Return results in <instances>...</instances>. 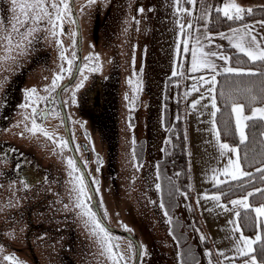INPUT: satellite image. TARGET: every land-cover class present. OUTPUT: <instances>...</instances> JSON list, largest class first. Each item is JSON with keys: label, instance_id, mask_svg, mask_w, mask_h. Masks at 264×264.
<instances>
[{"label": "rangeland", "instance_id": "obj_1", "mask_svg": "<svg viewBox=\"0 0 264 264\" xmlns=\"http://www.w3.org/2000/svg\"><path fill=\"white\" fill-rule=\"evenodd\" d=\"M86 1L87 4L83 5V0H76L83 29V50L85 54L99 57L98 75L103 81L112 83L115 92V153L108 156L105 151L107 149L109 154L112 146L102 140L94 141L98 153L102 155L96 174L100 182L97 193L106 217L112 224L126 228L138 239L142 251L141 264H243L244 258L239 257L236 252L240 232H234L235 225L228 223L234 218V213L223 211L216 201L202 198L205 194H218L207 190L215 183L212 180V169L223 168L222 163L218 165L214 158L213 135L209 131L211 125L208 122L211 119V108L202 107L208 100H202L196 110L189 107L202 94L207 95L209 85L201 86L198 80L201 75L207 78L210 74H192L188 71L190 56L178 53V45L182 48L178 22L184 25L191 22L195 29L205 32L206 21L201 20L200 16L205 8L210 9L217 0H202L199 9L198 0L194 6L185 0H180L179 4L176 0ZM228 2L229 0H223L221 3L224 6ZM235 2L245 9H253L252 5L264 3V0ZM4 3L6 12L3 10ZM46 3L59 4L60 0H46ZM181 8L190 9L192 14L180 11ZM9 9L11 14L8 16L6 13ZM12 9V0H0V141L15 142L20 146H27L26 148L36 149L41 154L39 159L45 162L52 174L48 183L37 188L36 194L31 196L58 194L60 191L57 186L62 184L64 189L61 192L73 197V208L78 219L77 229L80 231L78 236L84 234L80 237L82 242L90 237L96 246L98 257L96 261L85 259L84 255L82 258V254L76 251L80 250L79 239L74 240V235L65 228L60 235L43 234L36 230L31 235L29 246V224L13 211L21 201L19 192L22 193L23 200H27V196L23 195L17 183L4 189L0 176V236L3 241L15 247L9 248L10 250L0 247V264H10L3 260L5 255L14 256L20 264H35L31 249L40 264H113L110 257L116 256L118 259L120 255L124 257L125 252L122 248L111 253L105 252L97 236L93 235V222L81 215L80 208L75 207L77 194L72 190L73 180L79 177L76 171L69 175V158L60 145L59 137L49 134L52 137L49 139L40 128H36L35 134L29 131L33 129L32 109L30 105L25 107V99L7 126L3 127L1 117L4 88L28 63L24 57H18L19 50L21 56L23 49H27L25 53H29L34 46L36 52L42 48V51L50 55L29 74V85L36 90V96L40 97L44 88H51L52 80L60 72L61 65L68 67L67 62L59 57L62 50L67 57L74 51L73 22L69 23L72 37L65 30V34L53 37L51 25L45 21L29 37L33 42L28 44L18 33L12 31V25L16 23L14 16L24 19L19 8L15 13ZM140 9L142 11H138ZM49 11L54 18L55 10L49 8ZM25 27H20V31L24 32ZM57 31L59 32V28ZM8 34L13 42L11 51H8L7 40L4 39ZM196 34L199 33L194 32ZM57 40L62 42L61 46L57 45ZM192 43L194 41H190V47ZM181 63L183 76H173L174 71H179ZM85 76L87 77L85 72L81 73L71 87V93L75 92L76 99L82 90L81 87L77 89L76 85L81 81L84 83ZM177 76L180 77L181 85L175 79ZM129 79L132 80L131 85ZM193 84L197 85L199 91L192 90ZM134 88L138 90L134 91ZM186 92L191 94L186 96ZM179 118L182 120L181 131L187 145L191 169V199L188 196L185 199L174 165V137L179 135ZM199 138H204L207 144L201 146ZM201 147H205L203 152ZM8 164V160L1 163L0 170H4ZM216 175L219 179H224L219 176V172ZM170 180L172 183L176 182L179 192L172 201H167V192L169 188L173 189L168 183ZM157 183L160 184L159 190L156 188ZM160 203L165 205L171 223L167 222L168 217L164 215L165 209L159 207ZM220 203H224L222 199ZM86 204L90 208L87 201ZM228 206L232 207L230 204ZM51 230L57 228L52 227ZM243 235L254 238L257 234ZM116 244L119 242L116 241ZM220 252L224 256L219 255Z\"/></svg>", "mask_w": 264, "mask_h": 264}, {"label": "snow or ice", "instance_id": "obj_2", "mask_svg": "<svg viewBox=\"0 0 264 264\" xmlns=\"http://www.w3.org/2000/svg\"><path fill=\"white\" fill-rule=\"evenodd\" d=\"M74 0H60L59 4L53 3L48 5L46 0H12L13 12H16V9L19 8L21 15L24 19H20L19 17L14 16L16 23L12 25V31L18 33L22 40L31 44L33 41L29 39L33 35V33L39 30V26L45 21L51 25V35L53 37H57L64 33L63 28V20L65 16L74 15L72 13L71 3ZM95 0H89V3H94ZM186 3L190 5H195L197 0H185ZM176 3L179 4L180 0H176ZM49 8L55 10V17L53 18L52 12L49 11ZM83 10V9H82ZM142 11V9L138 10ZM180 11L191 15L192 12L190 9L181 8ZM212 11H215L217 14L223 15V17L228 21L233 20H243L245 14L251 15L253 12L252 8H243L239 4L235 2V0H229L228 3H225L223 7L216 8L212 7ZM201 20H205L206 23L210 22V12L208 8H205L202 15L200 16ZM73 23L76 21L73 20ZM138 23V21H137ZM259 27L264 30V19L256 22ZM35 26H32V25ZM25 27V31L21 32L20 27ZM179 31L182 37L181 45H178V53L183 56L184 54H188L190 56V68L188 69L191 73H196L198 71H207L210 75L205 78L203 75L199 77L198 83L203 85H209L206 89L207 95H201L199 99L193 101L189 107L192 110L197 109V105L201 103L202 100L207 99L208 103L203 104L202 107L207 109L211 108L210 117L211 119L208 121L211 125L209 131L213 135V139L216 142L218 147V151L220 156H224L225 153H232L234 158L230 157L226 166L222 169H212L214 175L212 176V180L215 182L214 187L219 188L221 185L230 183V182H241V187H243V181L245 178H250L252 176V172L244 170L242 167V160L240 154L239 145H245L249 139L246 129L249 127L250 121L260 120L264 121V107H253L251 108V114L246 115L245 109L246 105L244 103L236 102L235 99L229 97L230 100V114L234 116L235 121V132L239 137V144L237 146H230L228 143H222L220 140L221 131L217 128V113L221 112V108L217 105V75L220 74H228L232 76L239 77H260L264 78V35L255 34V26H249L247 24L243 25V28H229V32H219L216 33L215 36H218L221 40H227L229 45L234 48L238 53L242 54L244 57H247V62L251 64L253 67L251 68H243L233 66L232 60L233 57L225 54L223 51L222 45H214V36L208 32L200 31L194 28V25L189 22L187 25L179 24ZM59 28V32L57 29ZM194 32H198L199 34L194 35ZM78 35V30L76 33H73V36ZM4 39L7 40L8 51H11L13 42L10 34L6 35ZM190 41H194L191 47L189 46ZM57 45L61 46L62 42L57 40ZM76 45V40H73V47ZM17 47L19 45H16ZM205 46L208 47V50H205ZM216 49V50H214ZM76 52L72 53L73 58L76 57ZM62 61H66L68 64L67 71L71 73L73 60L68 59V57L64 54L62 50L59 57ZM86 60H99L98 56L85 57ZM217 60L222 61V65L217 64ZM260 66L259 69L256 66ZM85 67H88L85 65ZM99 66L90 69L92 71H97ZM66 71L63 65H61L60 72L54 77L52 80L51 88L45 89V91H56L57 88H60L59 81L63 79V73ZM177 74L183 76V63L179 66V71H174L172 73L173 76ZM71 78V77H70ZM84 79H87L85 77ZM129 84H132V80L129 79ZM83 86V81L76 85V88L79 89ZM66 90V88H61V91ZM138 90V88H134V91ZM193 91H199L196 84L192 85ZM251 93V89L247 90ZM28 96L32 97L36 94L35 89L28 90ZM190 92H186L185 95H190ZM220 96L225 95L223 92L219 93ZM37 100H43L44 97H36ZM128 99V97H125ZM252 100H255L256 97L252 96ZM72 102L75 103V92L72 93ZM28 107V105H25ZM33 114V129H29V131H33L35 134V130L37 128L36 125V117L39 116L41 119L46 118L44 113H39L36 107L32 108ZM203 115V113H201ZM28 119V117H26ZM47 138L52 139L49 134L44 131L43 133ZM264 135V133H261ZM70 142L61 141V146H64ZM133 143H135L133 141ZM133 155L135 158V153L133 149ZM99 162V161H97ZM69 168L71 171L69 175L71 176L74 171H76V165L73 160L67 161ZM264 163V162H262ZM139 169V166L137 165ZM219 172L220 175L227 179H219L216 173ZM256 172L260 174L261 181H264V167H257ZM178 176L179 173H176ZM159 178V177H157ZM157 190L160 189V184H156ZM77 194L75 207L80 208L81 215L88 217L90 221L93 222V235L97 236L101 247L105 250V252L111 253L112 249L118 247V245H111V237L106 228H104L101 223L96 220L95 213L91 211L86 204L87 200H90L91 197L87 196L85 193V188L83 185V180L79 178H74L73 180V189ZM257 193L264 195V189L255 188L254 191H247L241 198L232 199L229 201V204L232 206L229 208L228 204L220 203L221 196H227V192H221L220 194L208 196L205 194L203 199H211L217 202V206L221 208L225 212H233L234 218L229 220V224L235 225L233 228L234 232H240V236L236 241V252L239 257H243V264H264V236L261 234H257L254 238L246 237L241 232L239 227V219L241 218V211L239 209H243L246 212L251 211L255 213V217L257 222L264 227V204H261L258 207H252L249 203V198L253 197ZM185 199H187V193H183ZM83 198V199H82ZM199 204V201H197ZM67 207V206H66ZM159 207L161 209H165V205L160 203ZM164 215L168 217V223H171V218L169 217L168 211L165 209ZM203 239V237H201ZM255 245H259V250ZM131 247V245H130ZM259 251L260 259L258 260L257 253ZM210 254V253H209ZM219 255L224 256L223 252H220ZM113 260V264H119V261H122L124 257L120 255L117 259L116 256L110 257ZM227 258V257H226ZM4 261L10 262V264H20L18 260L12 255L3 256Z\"/></svg>", "mask_w": 264, "mask_h": 264}, {"label": "flooded vegetation", "instance_id": "obj_3", "mask_svg": "<svg viewBox=\"0 0 264 264\" xmlns=\"http://www.w3.org/2000/svg\"><path fill=\"white\" fill-rule=\"evenodd\" d=\"M87 2L88 1L83 0V5H86ZM74 5L76 8V15L80 30L76 22L73 23L75 33L78 30V35L75 36L76 45L73 51L76 52L77 55L75 58H73L72 55L68 57V59L73 60L71 73L67 71L68 67H64L66 71L63 73V79L59 81L60 88H57L56 91H45V89H50V87L44 88L42 95H40V97L45 98L43 100H37L36 94L32 97H29L27 93L31 88L26 89L25 91L22 90L21 93L20 85L22 83V79L20 76L17 77L16 82H14V86H11V88H9L5 94V98H2L1 117L3 120V125H8L10 115L17 113L18 109H20V103L24 102V99L25 103L30 105L29 107L31 109L36 107L39 113H44L46 118L41 119L39 116L36 117L37 128L42 129V131H46L48 134H56L59 137L60 143L61 141L70 142L61 147L69 160H73L76 165V172L79 179L83 180L86 195L91 197V199L87 200V202L92 212L95 213L93 210L91 187L96 193L97 205L104 218V221L108 224V226L123 233H131L126 228L116 226L108 220L101 207L98 197L97 191L98 187H100V182H98L96 174L97 171H99L102 155L101 153H98V150L94 145V141L102 140L105 141L107 145L112 146V148L109 149V154L107 149L105 151V154L108 156H111L115 153L114 148L116 146L117 140V136L115 134V92H113L112 83L110 84L108 81H103V79H101L98 75L97 71L90 70L96 67L99 62L94 59H84L85 57H89L90 54L86 53L88 54L86 55L85 50H83V29L78 16L76 0H74ZM4 7H6L5 3L3 4V10L6 12V8ZM6 14L9 15V10ZM73 20H75L73 15L65 16V19L63 20V28L65 32H67V34H69L71 37L72 31L69 28V23ZM80 39L82 42L81 49L79 48ZM34 48V46L31 48L32 52L34 53L33 56L30 54L29 58L27 59H42V56H40L42 53H35L36 50ZM79 54H81L80 63L78 62ZM25 55L28 57L29 54L27 53ZM92 56L95 55L92 54ZM85 65L88 67H85ZM84 72L86 73L88 79H85L83 86L80 88V90H82L79 91V96H77V99L75 98V103H73L71 87L77 82L81 73ZM97 79L102 81L103 90L101 99L102 106L100 110H96L95 107H93V102L90 100V95L92 94V89L96 84ZM23 87L24 86H22V88ZM61 88H66V90L61 91ZM0 156H2V158H0L1 160H5V158L13 159V164L9 165V168L6 167L4 170H0L1 184L4 186V189L9 188L8 177H5V174L9 176L11 173L10 175H12L14 179L25 177L24 179H27V183L29 185H32L33 182H38L42 179H45L47 176L46 174H48L46 171L40 170V167L36 161L35 150L24 151L22 148L19 150L16 146H13L12 144L10 145L8 142H0ZM85 173L91 183V187L87 182ZM95 218L96 220H99L96 213ZM103 227L106 228L105 226ZM106 230L110 234L113 245H117L116 241L119 242L118 247H115V249L113 248L112 251H117L122 248L125 252L124 258L126 263L122 260V264H135L137 258L136 242L131 237L124 235L123 233L120 234L112 232L107 228ZM0 247L10 250L13 249V244L3 241L0 236ZM35 257L38 263H40L36 254ZM139 264H141V258Z\"/></svg>", "mask_w": 264, "mask_h": 264}, {"label": "trees", "instance_id": "obj_4", "mask_svg": "<svg viewBox=\"0 0 264 264\" xmlns=\"http://www.w3.org/2000/svg\"><path fill=\"white\" fill-rule=\"evenodd\" d=\"M264 19V7L253 8L251 15L245 14L244 19L241 20H226L222 13L217 14L215 11L211 13L210 22L207 26V31L210 33H218L228 30L230 27H236L246 23L258 21ZM232 64L236 67L251 68V64L247 62V57H244L240 53H232ZM259 65L256 66L259 69ZM178 81L180 77H175ZM217 105L221 108V112L217 113V128L221 131L220 140L223 143H228L234 147L239 144L238 134L235 132L234 116L230 114V100L229 97L236 100V102L244 103L246 105L245 112H251V108L264 105V78L260 77H239L228 74L217 75ZM180 84V83H179ZM181 85V84H180ZM251 89V93L247 90ZM223 92L225 95L220 96L219 93ZM255 96L256 99L252 100L251 97ZM249 127L246 129L248 134V141L245 145H239L240 154L242 160V167L246 171L252 172L250 178H245L243 181V187L241 182H230L221 185L219 188L211 187L207 192L218 193L227 192L228 195L221 196L224 203L229 204L232 199L241 198L247 191H254L255 188L264 189V181H261L260 174L256 172L257 167H264V121L255 120L250 121ZM178 124V136L174 137V165L176 173H179L177 180L183 193H187L188 198L191 199V192L189 190L191 169L189 167V158L187 153V145L184 137L182 136V120H177ZM177 130V129H176ZM178 139V140H177ZM224 179H227L223 177ZM167 182V181H166ZM166 182L164 183L165 189H167ZM169 184L173 189L169 188L166 195L167 201H172L173 198L179 192V187L176 182L170 180ZM166 193V192H165ZM249 203L252 207H258L264 204V195L257 193L253 197L249 198ZM241 211V218L239 219V227L243 234L248 236H254L261 234L264 236V227L257 222L255 213L251 211ZM259 250V245H255ZM258 260L260 259L259 251L257 253Z\"/></svg>", "mask_w": 264, "mask_h": 264}, {"label": "water", "instance_id": "obj_5", "mask_svg": "<svg viewBox=\"0 0 264 264\" xmlns=\"http://www.w3.org/2000/svg\"><path fill=\"white\" fill-rule=\"evenodd\" d=\"M71 4H72L71 5L72 12L74 13L73 16H74V18L76 20V24L80 30V26L78 23V18L76 15V8L74 5V2ZM10 11L11 10L9 9V15L11 14ZM37 36L38 35H36V37ZM81 43L82 42L80 39V42H79V45H80L79 48L80 49H81ZM39 49H38V52H35V53H39V52L42 53V54H40V56H42V59H35V60L27 59V58H29L30 54H31V56H33L34 53L32 52V49H30V51L28 53L29 54L28 57H26L27 55H25V54H27V53H25V52H27L26 51L27 49H23L24 53H22L21 56L23 55L22 56V57H24L23 59H25L28 63L27 64L25 63L24 68L22 65L21 67L23 69L21 70V72L16 73L15 77H13L14 79L13 80L11 79L10 83L5 86V88H4L5 91L3 92L2 98H5V94H6L7 90L9 88H11V86H14V82H16V78L19 76L22 79V83L20 85L21 93H22V90L25 91L26 89L31 88L29 85V74L33 73L32 71H34L38 65L45 62L47 57L50 56L49 53H47L46 51H42V48H39ZM43 54H45V55H43ZM21 56H20V50H19L18 57L21 58ZM78 57H79L78 62L80 63L81 54H79ZM22 86H24V87L22 88ZM102 92H103L102 81L97 79L96 84L94 85V87L92 89V94L90 95V97H91L90 100L93 102V107H95L96 110L101 109ZM1 105H2V100H1ZM1 111H2V106H1ZM13 116H14L13 114L10 115V119H9L8 124L10 123V121H12ZM5 126H7V125H3V127H5ZM0 142H6V141H0ZM8 143L10 145L12 144L13 146H16L19 150H21V148L24 151L35 150V157H36L37 164L40 167V170L46 171L48 173V174H46L47 176L45 177V179H42L38 182H33L32 185L30 184L31 186L27 183V179H24L25 177H21V178L15 177L16 179H14L13 176L10 175L11 173L9 174V176L7 174L4 175L5 177H8L9 188L12 187V183H17L19 185L18 187H21L23 195L27 196V200H23L22 193L18 191L20 196H21V201L13 209V211L18 213V215L20 217H23V219H25L29 224L30 232L28 233V236H27L28 245L31 246L30 245L31 235L36 230L42 231L43 234L52 233V234L60 235L64 231V228H65L66 230H68V233H70L71 235H74V240H76V238L79 239L80 250L75 249L76 251H79L78 254L81 253L82 258L84 255L85 259L88 258L91 261H96L98 256L96 254L97 250H96V246L94 245V242L90 239V237L89 238L87 237V239L85 238L84 242H82L80 237H82L84 234H80L78 236V233H80V231L77 229V227H78L77 220L78 219H77V213H76V211H74V208H73V197L66 195L64 192H61V190L64 189L63 185L60 184L57 186V190L60 191L58 194L54 195L53 193H43L41 195L31 196V194H36L35 190L37 188L48 183V181L51 177V174H52L50 168H48L46 166L45 162L41 161L39 159V158H41V154H38L39 152H37L36 149L26 148L27 146L26 147L20 146L15 142L9 141ZM0 158H2V156H0ZM7 160L9 163L7 167L9 168V165L13 164V159H6V158H5V160L0 159V164L7 161ZM85 176H86V179H87L89 186L91 187V183L88 180L86 173H85ZM1 186H2V184H1ZM5 189H8V188H5ZM91 192H92L93 210L99 219L98 221H100L103 226H105L107 229L111 230L112 232L122 234L123 232H120L118 230H115V229L109 227L108 224L104 221V218H103V216L99 210V207L97 205L96 193L92 187H91ZM28 196H30L32 199H29ZM25 225H27V224H25ZM52 227H56L57 230H51ZM123 234L131 237L136 242V244H137V258H136L135 264H139L140 258H141L140 242L131 233H123ZM13 249H15L14 245H13ZM16 251H18V250L16 249ZM31 253L34 257L35 264H40L36 260L33 249H31ZM92 264H95V263H92Z\"/></svg>", "mask_w": 264, "mask_h": 264}, {"label": "crops", "instance_id": "obj_6", "mask_svg": "<svg viewBox=\"0 0 264 264\" xmlns=\"http://www.w3.org/2000/svg\"><path fill=\"white\" fill-rule=\"evenodd\" d=\"M201 1H202V0H198V9H199V5H200ZM222 1H223V0H217V2L215 1V2L213 3V5L211 6V8L209 9L210 17H211V13L213 12V11H212V7L214 6V7H216V8H220L221 6H223V4L221 3ZM252 7H253V8L264 7V3H258V4H256V5H252ZM196 13H197V11H196ZM258 21H259V20H258ZM256 22H257V21L250 22V23H246V24L249 25V26H255V34H258V35H264V30H262ZM208 23H209V22L206 23V26H205V32H208V31H207ZM243 25H245V24H243ZM243 25H239V26H236V27H233V28H243ZM222 32L228 33V32H229V29H228V30H225V31H222ZM208 33H210V32H208ZM218 33H219V32H218ZM210 34H212V35L214 36V45H222V46H223V51L225 52V54L231 56L233 52H234V53H238L234 48H232V47L229 45V43H228L227 40H221V39H219L218 36H215L216 33H210ZM205 50H206V51L208 50V47H207V46H205ZM214 50H216V49H214ZM216 62H217L218 65H222V64H223V62H222V61H219V60H217ZM202 73H208V72L202 70V71H198V72H196V73H192V74H202ZM258 107H264V105H261V106H258ZM245 113H246V112H245ZM250 114H251V112L247 113V115H250ZM238 138H239V137H238ZM198 141L200 142L201 146L207 144V143H205L204 138H203V139L199 138ZM221 142H222V141H221ZM222 143H223V142H222ZM212 144H213V150H214V153H215L214 158L217 159V163H218V165H221V163H222V166H223V167L226 166L227 163H228L229 158H230V157L234 158L233 154H232V153H227V152H226L225 155L221 157V156H220V153H219V151H218V147H217L216 142H215L214 139H213ZM201 148H203V149H202V152H203V151L205 150V147H201ZM200 150H201V149H200ZM205 153H206V152H205ZM219 176H220V177H223V176L220 175V174H219Z\"/></svg>", "mask_w": 264, "mask_h": 264}]
</instances>
